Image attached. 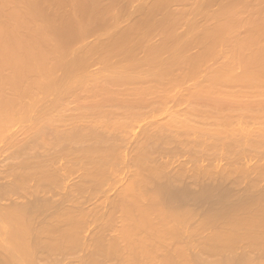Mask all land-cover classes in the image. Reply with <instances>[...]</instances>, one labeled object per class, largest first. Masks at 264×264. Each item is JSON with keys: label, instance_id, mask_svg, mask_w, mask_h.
Returning <instances> with one entry per match:
<instances>
[{"label": "bare ground", "instance_id": "1", "mask_svg": "<svg viewBox=\"0 0 264 264\" xmlns=\"http://www.w3.org/2000/svg\"><path fill=\"white\" fill-rule=\"evenodd\" d=\"M0 264H264V0H0Z\"/></svg>", "mask_w": 264, "mask_h": 264}]
</instances>
